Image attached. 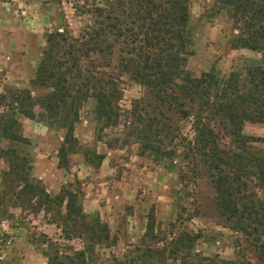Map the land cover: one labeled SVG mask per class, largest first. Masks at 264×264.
Listing matches in <instances>:
<instances>
[{
	"label": "rangeland",
	"instance_id": "obj_1",
	"mask_svg": "<svg viewBox=\"0 0 264 264\" xmlns=\"http://www.w3.org/2000/svg\"><path fill=\"white\" fill-rule=\"evenodd\" d=\"M9 1L4 20L22 24L23 34L17 51L9 47L6 54H1L0 94L10 95L9 90L25 88L35 96L44 92L43 87L31 88L30 79L45 48L46 34L51 31H63L79 40L83 35L89 45L94 43L96 48L82 56V64L105 74L119 89L120 116L116 125L104 127L95 119L93 99L81 107L74 126L77 149L66 156L68 169L58 165L65 128L48 126L46 112L37 105L26 115H17L21 133L29 143L0 139V148L7 152L16 150L32 163L30 175L42 181L51 197L69 185L80 192V203L89 214L87 221L98 217L108 225L110 240L95 246L88 264H197L200 256L216 254L241 264H264L255 244L242 232L230 228L231 221L216 208V193L201 158L192 157L193 151L183 147H192L196 138L192 114L206 122L211 114L186 99L178 88L175 101L162 103L153 90L120 66L122 56H130L127 50L131 46H125L126 37L117 36L116 28L109 30L104 26L109 22L105 16L117 13L121 21L134 27L132 2L115 1L114 13H110L113 0ZM187 3V27L192 37L189 48L193 54L187 56L186 70L193 76L214 68L226 77L246 59H259L260 54L255 51L231 48L235 34L231 21L224 15H212L211 0ZM123 11L126 13H118ZM100 28H105V32L89 42L88 34L93 36ZM81 42L77 46L83 49L84 41ZM136 104L144 109L138 116L133 114ZM7 108L4 103L0 105V125ZM159 112L183 140L176 146L179 139L171 142L163 136L157 138L163 149L174 151L171 158L141 153L140 142L132 134L135 128H147L145 117L159 116ZM214 121L217 123L216 119L211 121L212 126ZM214 129L219 144L230 145L231 139L222 125L217 123ZM243 133L264 137V124L246 122ZM7 160L0 157V264H46L43 250L63 257L82 249L80 239L62 232L61 228L69 226V222L63 219L65 211L58 199L48 201L44 195L33 198L21 189L16 198L3 186L7 176L2 173L9 172ZM14 184L20 188L22 181ZM249 188L264 199V188L253 184Z\"/></svg>",
	"mask_w": 264,
	"mask_h": 264
},
{
	"label": "trees",
	"instance_id": "obj_2",
	"mask_svg": "<svg viewBox=\"0 0 264 264\" xmlns=\"http://www.w3.org/2000/svg\"><path fill=\"white\" fill-rule=\"evenodd\" d=\"M115 1L124 3V0H113L109 4L110 13H114L112 5ZM211 1L212 15H224L231 21L235 31L231 48H244L260 54L259 59H246L226 77H221L214 68L200 76H193L186 70L187 56L193 54L189 48L192 37L187 27L188 0H130L134 7L131 14L134 27L121 21L117 13L107 14L105 17L109 22L104 26L109 30L116 28L117 36L126 37L125 46H131L127 50L130 56H122L120 66L153 90L162 103L169 99L175 101L178 98L175 89L178 88L186 99L197 102L199 109L211 114L209 122L192 114L196 138L192 147H183L193 151L192 157L201 158L216 193L215 206L231 221L229 227L242 232L251 244H255L260 259H264V199L249 188L250 184L264 188V137L243 133L246 122L264 124V0ZM103 32L105 28H100L93 36L87 33L91 38L89 42ZM45 38L46 45L36 73L30 79L31 88L43 87L45 90L37 96L29 88L9 90L10 95L0 94V105L4 103L8 107L0 125V139L29 143L21 133L17 115H26L37 105L46 112L48 126L65 128L58 149V165L68 169L66 156L77 149L74 126L79 120L81 107L93 99L95 119L104 127L116 125L120 116L117 111L119 89L105 74L95 73L82 64V56L96 48L94 43L89 45L83 35L79 40L63 31H51ZM81 40L84 41L83 49L77 46ZM178 79L181 80L179 83ZM140 111H144L141 105H134L133 114L138 116ZM166 119L159 112V116L145 117L147 128L132 130L140 142L141 153L151 152L168 158L174 155L173 150L163 149L157 142L161 136L171 142L179 139L174 134L173 125ZM215 119L229 135L230 145H220L217 141L216 121L214 126L211 125ZM179 143L183 140L179 139L176 146H180ZM3 156L9 163V172L2 173L7 176L3 186L9 188L16 198L21 189L33 198L44 195L48 201L58 199L60 207H64L63 219L69 222V226L61 228L62 232L83 243L82 249L63 257L43 250L46 264H88L89 253L95 246L110 240L108 225L98 217L93 222L87 221L89 214L83 210L78 190L64 185L59 194L51 197L42 181L30 175L31 162L21 158L16 150L7 152L0 148V157ZM12 174L13 179L10 178ZM19 180L22 181L20 188L14 184ZM199 258L197 264H241L217 254ZM114 264L122 263L116 261ZM181 264L190 263L182 261Z\"/></svg>",
	"mask_w": 264,
	"mask_h": 264
},
{
	"label": "crops",
	"instance_id": "obj_3",
	"mask_svg": "<svg viewBox=\"0 0 264 264\" xmlns=\"http://www.w3.org/2000/svg\"><path fill=\"white\" fill-rule=\"evenodd\" d=\"M9 3V0H0V57L2 53L6 54L9 47L17 51L21 46L19 39L20 35L23 34L22 24L17 26L15 22L4 20L8 15L7 5ZM13 53L11 55H15ZM18 56H21V54Z\"/></svg>",
	"mask_w": 264,
	"mask_h": 264
}]
</instances>
